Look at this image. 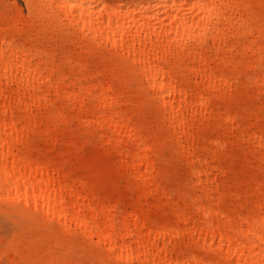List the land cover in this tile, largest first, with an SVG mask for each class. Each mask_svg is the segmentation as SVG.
I'll return each instance as SVG.
<instances>
[{
	"label": "bare ground",
	"instance_id": "bare-ground-1",
	"mask_svg": "<svg viewBox=\"0 0 264 264\" xmlns=\"http://www.w3.org/2000/svg\"><path fill=\"white\" fill-rule=\"evenodd\" d=\"M23 1L26 29L18 7L0 17V200L127 264H264V0ZM252 87L262 96L237 98ZM70 120L166 212L114 215L81 175L29 158L35 125L48 139ZM163 145L186 169L171 190L152 157ZM249 159L260 176L242 181Z\"/></svg>",
	"mask_w": 264,
	"mask_h": 264
},
{
	"label": "rangeland",
	"instance_id": "rangeland-1",
	"mask_svg": "<svg viewBox=\"0 0 264 264\" xmlns=\"http://www.w3.org/2000/svg\"><path fill=\"white\" fill-rule=\"evenodd\" d=\"M15 7H18L20 23L23 29H26L25 21L29 18V13L23 0H0V17L2 20H9L15 12ZM75 51H78V48H75ZM239 72L240 69L236 67L234 77L242 80ZM132 87H136L133 82ZM262 94L252 87L241 91L237 98L246 99L247 96L255 95L261 97ZM42 124L35 125L27 135V142L30 143L27 154L30 159L38 160L48 168L57 169L69 182L76 181L75 177L81 175L80 178L84 182L92 183L91 187L85 186L84 194L92 195L98 205L111 207L114 215L138 211L151 219L166 212L164 196L157 194L143 198L130 188L116 156L107 146L98 142L94 130L84 123L70 120L56 127L50 137L45 139L42 134L45 127ZM235 133L233 130L232 134ZM227 139L233 141L232 136ZM152 153L155 163L162 169L164 186L171 190L186 174L185 166L173 157L167 145L154 149ZM240 164V159H234L233 169L240 167ZM245 164L243 163V172L240 175L242 181H247L255 174L260 176L257 164L252 159ZM214 174L218 183L220 180L228 181L231 177L227 168L223 174ZM78 184V181L75 182L73 187H78ZM233 191L231 188V194ZM246 193L244 190H237L238 198L231 196L233 201L228 204V208L237 211V203L243 200ZM258 193H264V188ZM170 199L178 201L175 196ZM0 264L127 263L97 253L91 242L78 233H65L57 229L53 222L43 221L31 209L19 203L0 200Z\"/></svg>",
	"mask_w": 264,
	"mask_h": 264
}]
</instances>
